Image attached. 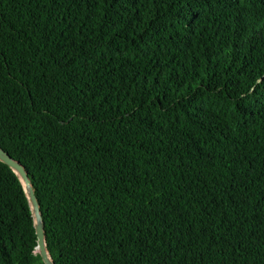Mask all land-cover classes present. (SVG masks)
I'll list each match as a JSON object with an SVG mask.
<instances>
[{
	"label": "trees",
	"instance_id": "16d2710c",
	"mask_svg": "<svg viewBox=\"0 0 264 264\" xmlns=\"http://www.w3.org/2000/svg\"><path fill=\"white\" fill-rule=\"evenodd\" d=\"M0 146L55 264H264V0H0ZM0 264H45L2 160Z\"/></svg>",
	"mask_w": 264,
	"mask_h": 264
},
{
	"label": "water",
	"instance_id": "95a60500",
	"mask_svg": "<svg viewBox=\"0 0 264 264\" xmlns=\"http://www.w3.org/2000/svg\"><path fill=\"white\" fill-rule=\"evenodd\" d=\"M0 160L10 165L20 176L23 182V185L25 187L26 193L28 195L31 208H32V212H33L35 228H36V233H37L38 252L40 253L45 264H55V262L51 258L48 252V249H47L45 227H44L43 216H42L41 209H40V204L38 202L34 188L31 184V179L28 175V172L25 166L19 160H16L15 158H13L1 146H0Z\"/></svg>",
	"mask_w": 264,
	"mask_h": 264
},
{
	"label": "bare ground",
	"instance_id": "6f19581e",
	"mask_svg": "<svg viewBox=\"0 0 264 264\" xmlns=\"http://www.w3.org/2000/svg\"><path fill=\"white\" fill-rule=\"evenodd\" d=\"M51 256V255H50ZM52 258V257H51Z\"/></svg>",
	"mask_w": 264,
	"mask_h": 264
}]
</instances>
